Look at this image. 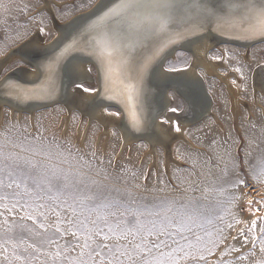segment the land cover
<instances>
[{
  "label": "rangeland",
  "instance_id": "374dc122",
  "mask_svg": "<svg viewBox=\"0 0 264 264\" xmlns=\"http://www.w3.org/2000/svg\"><path fill=\"white\" fill-rule=\"evenodd\" d=\"M50 1L54 16L63 25L91 10L89 0ZM44 2L45 0H0V50L9 53L39 32V28L44 29L40 32L44 42L48 44L54 40L57 31L47 9H44ZM170 56L162 65L167 70L185 68L192 60L189 51L184 48H178ZM208 58L211 63L224 64L219 69L220 74L234 73L239 77V84L231 77L232 83L235 81L234 84L237 83L241 91L238 116L234 115L225 86L214 78L205 76L199 68V72L205 76L206 87L214 98V104L211 105L213 116H204L187 130V139L193 146L188 141L189 144L180 141L175 145L174 157L179 165L171 164L166 169L165 151L157 147L153 157L148 153L149 146L145 140L123 148L122 135L115 127L109 129L110 136L106 138L100 122L89 120L78 110H73L67 116V109L62 104L41 108L33 115L27 112L19 115L3 106L0 145L5 153L14 154L21 164L25 160L36 163L46 176H51L54 171L67 174L68 187L55 201L56 204H61L58 211L64 217L86 220L90 226L92 221H96L103 227V222L97 220L98 214L103 212L109 214V223L118 225L117 230L133 228L136 213H142L139 220L145 230L153 223H163L167 231L174 234L159 237L169 247L162 245L159 250L153 249L151 253H140L135 245L142 244L144 231L139 235L129 234L127 240L120 241L133 253L135 264H144L146 259L159 257L161 251L171 252L177 248L174 241H178L180 246L197 257L200 254L205 256V260L188 256L180 264H264V251L261 250L260 241L257 239L255 246L252 243L254 236L264 235L260 233V228L264 227V219H261L264 217V206L256 203L264 201V95L257 92L255 102L252 84L253 70L257 65L264 64V42L249 47L220 43L209 52ZM24 64L19 67H15L13 63L9 65H13L15 69L28 67ZM88 68L92 69L90 73L96 78L94 67L89 64ZM235 68H240L241 72L234 71ZM82 85L84 88L98 90L94 83L85 82ZM182 105L180 99L174 98L172 107ZM106 108L108 113L121 114L116 107ZM160 118L163 120L165 116ZM36 150H39V154H35ZM93 152L95 158L92 156ZM193 158H197L195 169L191 162ZM65 160L70 163H65ZM89 161L92 167H88ZM193 171L196 173L195 183H190L189 174ZM237 179H243L244 184L233 187ZM78 180L82 182L77 183ZM64 183L63 180H54L50 192L45 186L48 204L55 206L47 196L56 197V187ZM88 197L92 199H85ZM81 200H85L86 207L81 205ZM114 201L121 202L122 206L101 207ZM168 207L171 208L170 211ZM87 208L96 210L88 211ZM219 216H223V220L218 219ZM189 217H195L203 227L191 225L192 231L178 233L175 227L168 225L169 219L172 225L190 224ZM54 219V216H50L49 223ZM253 220L257 221V226L253 232H249ZM28 223L31 224L30 221ZM230 223L234 225L233 228L227 227ZM218 228L223 229L222 242L217 241L220 235ZM241 229L248 236V243H244V236L239 234ZM182 236L187 237V241ZM197 236L202 238L199 244ZM147 239L151 241L155 237ZM66 241L75 243L69 236L61 240L60 244L64 245ZM188 241L193 243L192 249H188ZM209 241H217L218 247H214ZM200 245L206 247L201 249ZM45 247L47 254H54L57 250L55 246ZM208 248L214 254L209 255ZM226 249L227 253L221 256ZM41 259L52 264L49 255L42 254Z\"/></svg>",
  "mask_w": 264,
  "mask_h": 264
},
{
  "label": "snow or ice",
  "instance_id": "6c2138e0",
  "mask_svg": "<svg viewBox=\"0 0 264 264\" xmlns=\"http://www.w3.org/2000/svg\"><path fill=\"white\" fill-rule=\"evenodd\" d=\"M89 6L92 11L84 19L83 24L97 32L95 44L98 53L89 52L88 55L96 57L98 72L102 77L103 99L114 100L117 96L123 97L124 99L117 100V103L121 104L130 116V127L134 131H140L146 127V122L136 111L139 88L132 83L124 84L122 90H117L114 87L119 77L117 68L113 66V52L118 53L119 47L113 37L126 35L133 30L137 34L145 35L164 32L168 28L169 22L176 15L193 10L208 13L209 9L196 3L177 4L175 0H89ZM227 7L232 12L236 11L238 7L248 9L247 5H237L232 0H228ZM253 9L257 12L259 20V26L255 31H258L261 37L264 38V0H261L258 8L253 5L252 9L248 10ZM38 31L43 32L44 29L39 28ZM43 47L42 43L34 45L36 51L41 50ZM58 53L59 49H56L51 54L54 62L59 59ZM9 55L8 52L0 50V99L7 101L22 95L25 98L40 99L52 95L53 89H25L16 79L8 75L9 71H14L15 67H19L25 62L24 57L20 56L13 62L15 67L9 65L5 68L3 65L9 59ZM75 70V66L68 68L70 74ZM88 71H91V69H88ZM170 71L178 72L182 70L171 68ZM234 71L241 72V69L235 68ZM253 71L260 75V88L264 92V64L257 65ZM187 86L188 82L177 81L174 90L176 93L183 95L181 89ZM75 87L76 89H83L84 92H97V89L83 88L81 84H76ZM26 93L28 95H25ZM105 111H107V108H105ZM168 111L171 113L191 112L195 115V100L192 97L185 96L182 106L169 108ZM109 114L117 117L120 115L119 112ZM161 123L165 125L171 123L172 129L176 133L181 132L179 123L170 121V119H163ZM35 154H39V150H36ZM92 156L95 158V152L92 153ZM64 162L70 163L68 160ZM191 162L193 169H195L197 158H193ZM87 164L88 167H92L90 161ZM195 175V171L189 174L190 183H195ZM54 180L65 181L62 186L56 187V197L47 196L48 200H53L55 206L46 202L47 194L45 191V186H47L48 192L52 190ZM80 182L82 181H77V183ZM243 184V179H237L233 187H239ZM67 187L66 173L54 171L51 176H46L40 171L36 163L25 160L21 164L14 154L5 153L3 146L0 145V264H48V261L41 259L42 254L49 255L52 264H135L133 253L129 252L120 241L127 240L129 234L139 235L141 231L145 233L142 244L135 245L140 253H151L153 249L159 250L162 245L169 247L159 237L174 236V234L169 233L163 223L160 225L153 223L151 227L145 230V226L139 220L142 213L135 214L137 218L133 228H121L119 230H117L118 225L108 222L107 216L109 214L103 212L97 216V220L103 222V227L96 221H92V226H90L86 220H73L72 217L62 216L61 212L58 211L61 204H56L55 201L59 199ZM129 195L131 194L129 193ZM85 199L91 200L92 198ZM80 203L86 207L85 200H81ZM251 203L250 201L249 204ZM256 203L264 206V201H257ZM114 206L121 207L122 204L119 201H114L101 207L110 208ZM87 210L94 211L96 209L87 208ZM168 210L170 211L171 208L168 207ZM73 212H75V209H73ZM155 214L159 215V213ZM111 215L114 216L115 213H111ZM50 216L55 217L51 223H49ZM217 218L223 220V216ZM261 219H264V217ZM189 220L190 224L181 226L179 224L172 225L169 219L168 225L175 227L178 233L192 231L191 225L203 227L195 217H189ZM208 222L211 223L210 220ZM256 226L257 221L253 220L248 231L253 232ZM227 227L233 228L234 225L230 223ZM217 232L220 233L217 241L222 242L224 239L223 229L218 228ZM260 233L264 234V227L260 228ZM239 234L244 236V243H248V236L243 229ZM207 235L211 236V233ZM69 236L72 237L75 243L66 241L64 245H61L60 241ZM148 237H155V239L149 241ZM182 238L187 241V237L182 236ZM201 239L200 236L196 237L197 244ZM257 239L262 245L261 250L264 251V235L252 238L254 246ZM217 241H209L208 243L218 247ZM174 242L177 243V248L168 253L161 251L159 257H152L151 260L146 259L144 264H180V261L188 256H192L193 259L205 260L203 254L197 257L191 251L186 250L185 247L180 246L178 241ZM149 244L150 246H148ZM45 246H55L57 250L54 254H47ZM187 246L188 249L194 247L191 241H188ZM205 247V245H200L201 249ZM207 251L209 255L214 254L211 248H208ZM72 253H75V255H72ZM173 253H179V255H173ZM226 253L227 249L224 253H221V256Z\"/></svg>",
  "mask_w": 264,
  "mask_h": 264
},
{
  "label": "bare ground",
  "instance_id": "6f19581e",
  "mask_svg": "<svg viewBox=\"0 0 264 264\" xmlns=\"http://www.w3.org/2000/svg\"><path fill=\"white\" fill-rule=\"evenodd\" d=\"M220 1L223 3V8L218 7V10H214V8H217L215 4ZM175 2L181 5H187L190 3L200 4L209 9V12L204 13L203 11L193 10L184 14L176 15L174 19L169 22V26L164 32H155L145 35L137 34L136 31L133 30L126 35L113 37V40L119 47L118 53L113 52V66L117 68L119 77L114 87L117 90H122L124 84L132 83L139 88V98L136 111L146 122V127L142 130L134 131L130 127V116L125 112L123 106L117 103V100H122L124 99L123 97L117 96L114 100L103 99L102 77L98 72L96 57L88 55L89 52L98 53L95 44L97 32L89 29L85 25H82L81 27L79 26L69 37H67L66 41L64 40L65 46L62 47L58 53L60 61L72 57L73 55V60L69 62L56 61L54 63L52 59H50L51 54L47 55L48 57L44 56L52 49V44L50 42H48V44L47 42H44V37L40 32L35 33L29 40L24 43L22 42L21 45L9 52V59L4 62V67L12 64L20 56H23L25 61H29V59L32 61H29L31 66L16 68L13 71L14 74L9 72L23 88H48L53 89L54 91L51 96H45L40 99L25 98L24 95L7 101L0 99V122L2 121L1 110L3 109V106H7L12 112L15 111L19 115L23 112L33 115V113L39 110V108L32 110L34 109L32 106L37 107V105L46 103L51 99H61L64 97L63 99H65V101L60 104L67 109V116H69L73 110H78L89 120L100 122L104 130L103 136L106 138L110 136V128L115 127L119 130L122 135L123 148L130 147L139 140H145L149 146L148 153H151L153 157L155 156V149L157 147H161L165 151L166 169H168L171 164H173V166L179 165V161L174 157L175 145L180 141L189 144L188 142L190 141L187 139L186 132L191 125L197 121L199 115L207 112V116H213V107H211V105L214 104V98L206 87L205 76L208 78L212 77L225 86L230 96L233 105V112L236 117L238 116L237 108L241 103V91L238 86L241 82L239 77L234 73L228 75L220 74L219 69L224 64L222 62L211 63V60L209 61L208 58L209 52L217 47L218 44H235L221 41L222 39L218 36H222V33L212 34L216 40L206 35L194 40H192V38L206 31H222L230 34V36H251L249 38L242 37L244 40L252 38L253 35H259L260 33L255 31L259 26L257 12L254 9H248H252L253 5L258 8L261 0H232L234 4L248 6V9L238 7L234 12L229 11L227 7L228 0H175ZM44 3V9H47L57 31L56 27L58 26L59 28L63 24L54 16L53 7L50 4L51 1L45 0ZM172 23H179L174 29L175 32H173L174 30L171 32L176 26L170 25ZM178 42H182V44L175 47L172 54L177 51L178 48H184L189 51L192 59L189 66L182 68V71L173 72L162 66L165 61L164 59L160 67L156 66L155 68L153 67L154 69H150V62L152 63L154 61V65H156L160 56L166 52H163V50L168 51ZM36 43H42L44 47L41 50L36 51L34 48ZM54 64L55 66L53 67ZM89 64L94 67L93 69L97 73L96 78L93 77L90 71H88ZM158 64L159 63H157V65ZM71 66H75L76 70L70 74L68 68ZM199 68L203 70L205 76L199 72ZM16 73L18 74L19 79L16 77ZM256 74L257 77L255 76ZM170 77H173L174 79ZM231 77H234L238 84L232 83ZM260 79V75L254 71L252 84L254 87L253 95L255 96V102H257L258 98L257 92L262 96L264 95V92H262L260 88ZM177 81L188 82V86L181 89L183 95L176 93L174 89L170 88H168L170 90L164 91L163 94H158L156 92L157 86L161 87L163 85V88H165L168 87L165 85H175ZM197 81H201L205 87L207 97L209 98L207 103L208 106L205 105L206 102L201 96V93L199 94L197 91L196 84H199L196 83ZM85 82L96 84L98 88L97 92L89 93L84 92L83 89H76V84L82 85ZM65 86L68 87V95L64 94V90L66 89ZM25 95L28 94L26 93ZM185 96L192 97L195 100V115L191 112L171 113L168 111V109L172 108L174 104V98H178L184 103ZM19 98L21 99L17 100ZM109 104L115 105L120 109L121 114L118 117L112 116L105 111V108L109 106ZM23 109H26V111ZM162 115L165 116V119H170V121L179 123L181 126V132L176 133L172 129L171 123L167 125L162 124L160 118ZM153 116H155V121H151ZM65 120L67 121L68 118L66 117ZM199 121L200 120L197 122ZM147 133H149V135H147ZM190 144L193 146L191 142Z\"/></svg>",
  "mask_w": 264,
  "mask_h": 264
},
{
  "label": "water",
  "instance_id": "95a60500",
  "mask_svg": "<svg viewBox=\"0 0 264 264\" xmlns=\"http://www.w3.org/2000/svg\"><path fill=\"white\" fill-rule=\"evenodd\" d=\"M215 6L217 7V8H214V10H218V7H220V8H223V3H222V1H220V2H218V3H216L215 4ZM91 11L92 10H89L88 12H86V13H84V14H81V15H79V16H77V17H75V18H73L72 20H70L69 22H67L66 24H64V25H62L61 27H59L58 28V26L56 27L57 28V36L54 38V40L51 42V44H52V49L49 51V52H47L44 56H47V55H50V54H52L53 53V51L54 50H56V49H59V51L62 49V47H64L65 46V41H66V39H67V37H69L79 26L81 27L82 25H84L83 24V21H84V19L87 17V16H89L90 14H91ZM178 24L179 23H172V24H170V25H176L172 30H171V32L178 26ZM173 32H175V30L173 31ZM177 32H179V31H177ZM217 33H222L223 35L222 36H218L219 38H221L222 40L221 41H225V42H230V43H234L235 45H237V46H243V47H249V46H251V45H253V44H257V43H260V42H264V38H262L261 37V35L259 34V35H253V37L252 38H250V39H248V40H244V39H242V37H247V38H249V37H251V36H246V35H243V36H237V35H232V36H230V34H227V33H225V32H222V31H213V32H210V31H206V32H204V33H201L200 35H196V36H194L193 38H192V40H194V39H197V38H200V37H203V36H209L210 38H213V39H215L214 37H213V35L214 34H217ZM213 34V35H212ZM68 35V36H67ZM236 36V37H235ZM65 40V41H64ZM216 40V39H215ZM182 44V42H178V43H175L168 51L167 50H163V52H165V53H163L161 56H160V58H159V60L157 61V63H159L158 65H157V63H156V65H154L155 64V62L153 61L152 63L150 62L149 64H150V69H152L153 67L155 68L156 66L158 67H160V65H162V62L164 61V59H166L168 56H170L171 54H172V51L174 50V48L175 47H178V46H180ZM54 47V48H53ZM21 53H22V51H21ZM48 57V56H47ZM72 57H73V55H72ZM72 57H69V58H67V59H62L61 61L58 59V60H56V61H60V62H69V61H71V60H73V58ZM38 58V57H37ZM50 59H52V61H53V58H52V55H51V58ZM157 59V58H156ZM33 60V59H32ZM29 61H30V59H29ZM28 60L27 61H25L24 63L25 64H27L28 66H31L30 64V62H32V61H30L29 62ZM55 61V62H56ZM54 62V61H53ZM54 62V63H55ZM55 66V64L53 65V67ZM153 68V69H154ZM11 74H14L13 73V71L12 72H10ZM10 73H9V75H10ZM11 76H13V75H11ZM256 77H257V74L255 75ZM16 77L19 79V77H18V74L16 73ZM170 78H173V77H170ZM169 78V79H170ZM174 79V78H173ZM24 82V81H23ZM177 83V82H176ZM196 83H199V84H196L197 86H196V88H197V91L199 92V94L201 93V96L204 98V100H205V102H206V106H208L207 105V103H208V97H207V94H206V91H205V87H204V85L202 84V82L201 81H197ZM25 84V83H24ZM26 85V84H25ZM65 85H67V84H65ZM162 85V84H161ZM165 86H168V87H165V88H163V85L161 86V87H156L157 89H156V92L158 93V94H163L164 93V91H166V90H170V89H174V87H172V86H174V85H170V84H168V85H165ZM66 87V89L64 90V94L65 95H68L69 94V91H67V89H68V87L67 86H65ZM168 88H170V89H168ZM64 98V97H63ZM63 98H61V99H59V98H54V99H51V100H49L48 102H46V103H42V104H39V105H37V107H33L32 106V108H34V109H32V110H35V109H37V108H44V107H47V106H51V105H53V104H60V103H63L64 101H65V99H63ZM109 106H112V107H116V108H118L117 106H115V105H112V104H109ZM119 109V108H118ZM19 110H21V109H19ZM23 110H25L26 111V109H23ZM29 111V110H28ZM119 111H120V109H119ZM121 112V111H120ZM157 113V112H156ZM200 113H201V111H200ZM199 113V114H200ZM207 115V112L205 113V114H201V115H199V118H197V121L198 120H201L202 118H204V116H206ZM155 116H153V118L151 119V121H155ZM197 121H195V122H197ZM194 122V123H195ZM147 135H149V133H147ZM142 138V137H141Z\"/></svg>",
  "mask_w": 264,
  "mask_h": 264
}]
</instances>
